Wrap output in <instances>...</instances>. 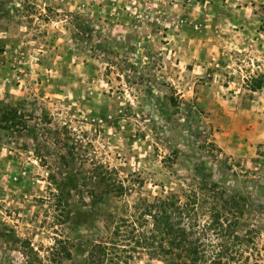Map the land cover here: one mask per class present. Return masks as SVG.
<instances>
[{
  "label": "rangeland",
  "instance_id": "374dc122",
  "mask_svg": "<svg viewBox=\"0 0 264 264\" xmlns=\"http://www.w3.org/2000/svg\"><path fill=\"white\" fill-rule=\"evenodd\" d=\"M3 51L0 264H80L47 249L82 200L127 214L199 175L244 194L264 264V86H245L264 74V0H0Z\"/></svg>",
  "mask_w": 264,
  "mask_h": 264
},
{
  "label": "trees",
  "instance_id": "16d2710c",
  "mask_svg": "<svg viewBox=\"0 0 264 264\" xmlns=\"http://www.w3.org/2000/svg\"><path fill=\"white\" fill-rule=\"evenodd\" d=\"M245 86L251 92L262 89L264 74L249 76ZM103 181L98 184L108 190H124L122 183L110 186ZM258 186L264 195V176ZM55 189L59 203L63 186ZM101 195L88 204L83 200L78 204V211L82 206L88 210L80 211L83 219L74 220L67 235L55 233L47 249L51 260L69 258L73 250L82 255L80 264H260L251 237L239 230L246 197L221 189L218 181L199 175L181 193L169 191L151 200L138 199L127 214L103 210L107 199ZM76 211L69 207L66 218ZM98 220L103 222L101 227L94 226ZM86 223L94 230H87Z\"/></svg>",
  "mask_w": 264,
  "mask_h": 264
},
{
  "label": "crops",
  "instance_id": "0c3cea01",
  "mask_svg": "<svg viewBox=\"0 0 264 264\" xmlns=\"http://www.w3.org/2000/svg\"><path fill=\"white\" fill-rule=\"evenodd\" d=\"M251 137H253V136H251ZM215 140L217 141V143H219V145L221 147V134L219 136H217Z\"/></svg>",
  "mask_w": 264,
  "mask_h": 264
},
{
  "label": "built area",
  "instance_id": "2783aa9c",
  "mask_svg": "<svg viewBox=\"0 0 264 264\" xmlns=\"http://www.w3.org/2000/svg\"><path fill=\"white\" fill-rule=\"evenodd\" d=\"M4 54H5V51H3V52L0 53V64H1V61H2L1 57H2Z\"/></svg>",
  "mask_w": 264,
  "mask_h": 264
}]
</instances>
